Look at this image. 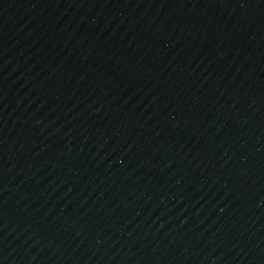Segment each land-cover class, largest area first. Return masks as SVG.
Listing matches in <instances>:
<instances>
[{
    "label": "water",
    "instance_id": "obj_1",
    "mask_svg": "<svg viewBox=\"0 0 264 264\" xmlns=\"http://www.w3.org/2000/svg\"><path fill=\"white\" fill-rule=\"evenodd\" d=\"M0 264H264V0H0Z\"/></svg>",
    "mask_w": 264,
    "mask_h": 264
}]
</instances>
